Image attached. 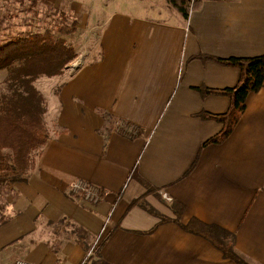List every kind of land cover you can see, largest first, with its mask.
<instances>
[{"label":"crops","instance_id":"obj_1","mask_svg":"<svg viewBox=\"0 0 264 264\" xmlns=\"http://www.w3.org/2000/svg\"><path fill=\"white\" fill-rule=\"evenodd\" d=\"M72 1L76 17L103 20L101 55L58 79L46 113L55 127L28 183L11 189L16 216L0 226V264H236L182 228L193 219L230 232L241 259L264 264V87L248 96L231 136L206 146L223 125L200 115L224 114L231 100L198 91L240 79L238 68L201 55H264V0H201L189 20L130 0H88L87 10ZM122 123L141 134H123ZM140 179L154 192L145 196ZM76 183L100 201L74 194ZM164 194L184 206L179 221L173 208L161 224L130 207L145 196L168 214Z\"/></svg>","mask_w":264,"mask_h":264},{"label":"trees","instance_id":"obj_2","mask_svg":"<svg viewBox=\"0 0 264 264\" xmlns=\"http://www.w3.org/2000/svg\"><path fill=\"white\" fill-rule=\"evenodd\" d=\"M169 6L189 20L190 14L198 10V3L191 9L186 0H168ZM57 10V9H56ZM73 27H62L64 34L77 32ZM74 48L66 45L63 39H55L49 31L45 33H24L19 37L6 35L0 39V70H7V91L0 93V190L10 188L13 184L27 183L30 173L35 169L34 153L40 151L49 141V131L45 123L47 105L44 96L34 86L40 77L62 75L66 68L76 59ZM203 61L213 60L228 67L240 70V79L233 88L219 91L200 88L203 95L215 94L227 96L231 100L229 109L224 114L213 115L202 113L203 119L215 120L223 125L222 131L205 143L221 144L233 133L246 110V101L250 94L260 92L264 87V55L250 58L221 59L201 55ZM119 129L131 138L141 134L128 123H122ZM131 129L136 133L128 132ZM147 189L145 196L154 192L151 185L140 179ZM102 192V191H101ZM145 196L132 202L130 207L140 206L151 214L160 215L146 203ZM176 221L184 212V206L175 202L172 206ZM161 218V217H160ZM171 219L161 218V224ZM1 226V225H0ZM182 228L189 233L202 236L222 251L224 257L236 264H248L235 252L234 235L214 226L207 225L197 219L191 220Z\"/></svg>","mask_w":264,"mask_h":264},{"label":"rangeland","instance_id":"obj_3","mask_svg":"<svg viewBox=\"0 0 264 264\" xmlns=\"http://www.w3.org/2000/svg\"><path fill=\"white\" fill-rule=\"evenodd\" d=\"M76 4L82 5L83 9L87 10L88 0H76ZM129 7L133 9H141L159 14L161 17L165 16L164 11L169 10L168 0H130ZM134 3L135 5H131ZM72 0H0V39L5 38L6 35L19 37L24 33H45L49 31L53 34L55 39H63L66 45L74 48L77 55L76 59L68 68L65 69L63 76L71 75L75 72L74 66L79 65L80 59L84 57V63L89 64L100 57L99 37L100 32L97 27L102 24V19L76 17L72 9ZM57 9V10H56ZM156 14V15H157ZM85 21V22H84ZM76 25L77 32L71 34H64L60 31L62 27H73ZM82 60V59H81ZM81 65V64H80ZM8 77L7 70H0V93L7 91L6 80ZM58 79L55 77H40L34 81V86L44 96L47 110L59 91ZM45 123L48 130L52 131L55 127V117L47 118L45 115ZM37 153H34L33 158L36 161ZM35 170V169H34ZM33 170V171H34ZM28 183V182H27ZM26 183L13 184L8 189L0 190V225L9 222L16 211L13 210L12 204L15 201L16 194L12 192V187L24 185ZM155 195V194H154ZM165 200V199H164ZM145 202V199L141 200ZM166 204L173 205V202L167 200ZM165 204V205H166ZM169 208L168 214H161L154 209L161 218L174 219L172 214V207ZM149 207V206H148Z\"/></svg>","mask_w":264,"mask_h":264},{"label":"built area","instance_id":"obj_4","mask_svg":"<svg viewBox=\"0 0 264 264\" xmlns=\"http://www.w3.org/2000/svg\"><path fill=\"white\" fill-rule=\"evenodd\" d=\"M186 1L188 2V4L192 9L201 0H186ZM72 191L76 195L83 196L86 201H89L91 203H98L101 199V196L97 189L89 187V185H86L84 183L74 184ZM163 197L165 200L172 202V198L169 197L167 194H164ZM14 264H34V263L28 262L26 260H17Z\"/></svg>","mask_w":264,"mask_h":264}]
</instances>
